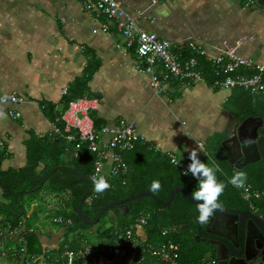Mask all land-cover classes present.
Wrapping results in <instances>:
<instances>
[{"label": "crops", "instance_id": "0c3cea01", "mask_svg": "<svg viewBox=\"0 0 264 264\" xmlns=\"http://www.w3.org/2000/svg\"><path fill=\"white\" fill-rule=\"evenodd\" d=\"M120 1L135 15L144 11V16L138 18L140 27L170 40L177 47L175 53L180 52L179 48L192 53L190 44L193 43L207 50L213 58L224 44L249 36L254 39L240 48V55L264 64V14L255 12L245 2ZM107 23L111 25L108 33H93L95 29L101 31L102 25ZM125 41L116 23L97 12L86 11L82 0H0V90L17 93L25 100L21 106L0 102L3 113L0 139L5 142L7 154L2 164L4 171L26 166L29 132L43 137L52 131L53 123L42 103L53 105L60 116L66 108V96L72 94L88 95L99 102L98 109L92 112L94 120L106 125L120 120L132 122L144 137L143 143H150V151L169 160L170 153L186 164L191 163L188 157L193 149L197 150L201 162L210 158L211 145L205 146L202 140L207 141L218 130L217 133L225 134L229 127L243 122L241 117L251 116L245 108V114L234 110V105L258 104L248 97L252 95L248 91L214 90L206 81L191 87L172 83L158 94L150 87L149 75L136 70L134 51L117 48L118 44L124 47ZM88 69L96 71L87 87L84 90L74 87ZM11 109L21 113V118H12ZM102 140L105 137L102 136ZM68 149L65 162L77 155L74 145L70 144ZM105 174L109 175L107 165ZM60 201L61 198L49 195L45 204L40 208L37 204L33 209H53L54 214ZM40 225L37 234L43 249L56 248L65 230L54 231L48 225ZM137 232V237L145 242V226ZM137 237L135 241L139 244ZM18 245L16 236L2 240L0 253L3 247L12 252ZM0 257L14 264L11 257H3L2 253ZM39 262L44 263L42 258Z\"/></svg>", "mask_w": 264, "mask_h": 264}, {"label": "trees", "instance_id": "16d2710c", "mask_svg": "<svg viewBox=\"0 0 264 264\" xmlns=\"http://www.w3.org/2000/svg\"><path fill=\"white\" fill-rule=\"evenodd\" d=\"M182 52V58L193 55L186 49ZM199 59L205 70L206 82L211 85L214 80L212 65L206 63L202 57ZM95 71L96 69H88L86 76L78 79L74 87H82L84 90ZM84 96L92 98L83 94L66 96V108L70 101ZM248 97L254 101L258 96L248 94ZM42 105L49 120L64 130V124L56 122L59 115L55 107L47 102ZM254 107L256 108L250 110L251 116H264V96ZM246 118L248 117L244 116L240 119L244 121ZM94 121L99 131L107 124L101 120ZM29 136L25 167L4 171L2 164L7 154L5 148L0 152V231L2 232L0 242L16 236V242L19 244L12 252L2 253L3 257H11L14 259L12 261L14 264H26L28 261L31 264H40L41 258L44 262L42 264H127V259L137 261L141 257H146L143 264H160L157 258L148 253V247L152 245L157 248L171 241L179 246V264H213L207 260L209 250L196 242L194 233L188 234L184 229L189 224L193 228L205 229L211 217L206 224L199 223L200 213L197 205L191 203L181 192L169 206L160 205L151 197L132 201V210L127 214L123 213L122 205L112 206L99 221L107 218L111 226L100 227L95 234L91 233L93 225H88L79 218L77 210L85 193L87 195L81 206V215L90 221H95L100 211L112 202L144 190L151 191L153 181H159L160 189L152 192L164 201L169 200L170 193L175 187L185 188L192 196L198 188V181L183 175L167 157L150 151V143H137L131 151L124 153L125 168L120 166L117 168L116 176L106 177L110 187L98 193L93 183L98 157L89 151L87 144L81 145L72 161L65 162L71 143H68L63 136L38 137L32 132H29ZM225 138V134L216 133L209 139L211 155L210 158L205 159L207 166L220 169L215 175L217 182L223 183L225 189L219 197V202L222 205L230 203L238 208L250 209V203L246 201L238 187L229 182L237 172L242 171L246 175L245 184H250L254 190L262 192L260 198L252 200V204L264 212V165L255 163L243 170L232 168L228 154L222 146ZM79 141L76 137V142H73L74 147ZM116 165H107L110 175ZM49 195H55L62 200L59 209L53 214L52 223L57 225L58 229L65 230L63 236L65 239L56 248L45 250L37 234L38 227L33 226L30 220L43 212L33 208L37 204L39 208L45 204L44 200ZM58 218L66 222L71 221V224H67L66 227L58 224L56 222ZM141 219L147 222L145 226L147 240L143 242L137 237L140 243L135 249L133 247V252H127L123 259H116L114 254L119 246L116 244L119 232L132 230L136 234L143 227L140 224ZM173 227H176L177 231L171 234ZM165 231L168 233L167 236L164 235ZM87 246H91L95 251L93 257L80 260L75 256L70 261L67 255L69 251L79 253Z\"/></svg>", "mask_w": 264, "mask_h": 264}, {"label": "built area", "instance_id": "2783aa9c", "mask_svg": "<svg viewBox=\"0 0 264 264\" xmlns=\"http://www.w3.org/2000/svg\"><path fill=\"white\" fill-rule=\"evenodd\" d=\"M166 1L180 0H151L152 4ZM82 4L86 11L97 12L116 23L117 31L126 40L124 47L118 44L117 48L134 51L137 56L136 70L141 74L149 75L150 87L158 94L165 92V88L172 83H178L182 87H191L198 82H205L206 74L200 57L206 63L211 62L214 75V80L210 85L212 89H242L252 95L264 94V64L244 58L239 52L240 48L249 44L254 37H241L232 44H224L218 48L217 54L213 58L210 57L207 50L192 43L190 49L193 55L189 58H182L183 49L179 48L180 52L175 53L174 48L177 47L170 40L161 38L156 33L144 31L140 27L138 18L144 16V11H138L135 15L126 9L120 0H82ZM110 30L111 25L107 23L102 25L101 31L95 29L93 33H108ZM64 94H67V90L64 91ZM5 96L8 97L7 101H3ZM0 102L21 106L25 100L17 93H4L0 90ZM98 107L99 102L88 97L70 101L66 110L60 114L56 121L64 124V130L54 123L53 129L49 133L51 137L63 136L68 143L75 142L78 136L80 143L77 144V149L82 144H87L89 150L98 156L94 174V178L97 179L103 177L105 163L117 164L112 170V176H116L117 168L126 166L124 152L131 150L136 142L145 140L137 131L135 124L126 120L111 123L100 131L97 130L92 112ZM9 115L14 119L21 118V113L13 109L9 110ZM102 136L105 137L103 141ZM4 148L5 143L0 140V152ZM168 156L184 174L190 163L179 162L170 153ZM185 176L191 180L195 179L191 173ZM238 189L250 203L251 210L257 211L258 208L252 204V200L260 198L261 193L254 190L250 184L245 183L244 187ZM140 224L146 225L147 222L142 220ZM176 231L177 228L173 227L171 234ZM0 235H2L1 231ZM148 253L157 258L160 264H179V246L171 241L157 248L150 245ZM73 256V253L69 254L70 259ZM145 258L141 257L137 261H130L127 264H143Z\"/></svg>", "mask_w": 264, "mask_h": 264}, {"label": "water", "instance_id": "95a60500", "mask_svg": "<svg viewBox=\"0 0 264 264\" xmlns=\"http://www.w3.org/2000/svg\"><path fill=\"white\" fill-rule=\"evenodd\" d=\"M238 1L245 2L247 6L252 8L255 12L264 14V0ZM245 141H251V144L249 146H245ZM223 147L228 153L229 163L232 168L243 170L251 164L259 163L264 157V118L261 116H250L243 122L238 123L233 129V137L223 141ZM180 192L183 193L191 203L195 205L202 203L193 200L190 193L183 187H175L171 191L168 201L158 198L152 191L144 190L125 199L110 203L100 211L95 221H90L81 215V206L87 195V193H85L80 201L77 214L84 223L93 225L97 224L105 212L112 206L122 205L124 209L123 213L127 214L132 210V201L144 197H151L160 205L169 206L175 196ZM248 218L250 221H256L261 229L264 230L263 222L258 217L253 216L252 212L228 209L224 207H222V210L215 211L207 224V232L222 236L231 242L234 247L239 246V237L242 241H244L242 249L238 252H233V254L240 255L245 251V257L237 260H231L229 264H248L249 261L255 258V254H257L254 249L256 241L254 242L253 228L245 225V220ZM259 237L264 244V237ZM197 241H200V239L198 238ZM219 252L222 253V249ZM262 260L264 262V256L262 257Z\"/></svg>", "mask_w": 264, "mask_h": 264}, {"label": "clouds", "instance_id": "9594fccd", "mask_svg": "<svg viewBox=\"0 0 264 264\" xmlns=\"http://www.w3.org/2000/svg\"><path fill=\"white\" fill-rule=\"evenodd\" d=\"M8 97L5 96L3 101H7ZM0 116L3 113L0 112ZM251 141H245V146H249ZM188 159L191 163L188 165L187 170L184 172L185 175L192 174L194 178L198 180V188L192 193V199L198 203V211L200 213L198 221L201 224H206L212 214L217 210H222V204L219 202V197L223 194L225 185L217 182L215 172L220 169L212 168L202 163L198 158V152L193 149L189 153ZM246 181V175L244 172H237L229 181L235 187H244ZM96 192H103L107 190L110 185L104 177L93 178ZM160 189L159 181H153L151 185V191L155 192Z\"/></svg>", "mask_w": 264, "mask_h": 264}, {"label": "flooded vegetation", "instance_id": "af4514ba", "mask_svg": "<svg viewBox=\"0 0 264 264\" xmlns=\"http://www.w3.org/2000/svg\"><path fill=\"white\" fill-rule=\"evenodd\" d=\"M264 118L263 115H258ZM233 128H230L225 132L226 138L225 139H230L233 137ZM264 165V157L261 159L259 162ZM236 169V168H234ZM238 170V169H237ZM222 207L228 208V209H234V210H242V211H250L253 213V216L258 217L264 224V212L260 211L259 209L257 211H252L250 209H244V208H238L237 206L233 204H223ZM246 223L245 225L253 228V237H254V242L256 241L255 244V251L257 254H255V258H253L251 261L248 262V264H264L262 257L264 256V244L261 241V237H264V230L261 229L259 224L256 221H250L248 218L245 220ZM251 224V225H250ZM207 226L205 229H201L200 227L193 228L191 224L185 226V230L188 234L194 233V238L196 242L201 243L205 248L209 250L208 254V261H211L214 264H229L231 260H237L240 258L245 257V251L242 252V254L237 255L233 254V252H238L242 249L244 246V241H242L239 237V246L234 247L231 242L226 240L220 235H217L215 233H209L206 230ZM200 239V241H197V239ZM257 238V239H256ZM263 244V245H262ZM222 249V253L219 251ZM258 251V252H257ZM263 254V255H262ZM215 259V260H214ZM214 260V261H213Z\"/></svg>", "mask_w": 264, "mask_h": 264}, {"label": "rangeland", "instance_id": "374dc122", "mask_svg": "<svg viewBox=\"0 0 264 264\" xmlns=\"http://www.w3.org/2000/svg\"><path fill=\"white\" fill-rule=\"evenodd\" d=\"M263 96L264 95H262V96H258L257 97V100H254L253 101V103L254 102H256V101H258L259 102V100H262L263 99ZM234 110H236V111H241L242 113H244L245 114V110L246 111H249L250 112V110H252V109H255L256 107H254L253 105H240V106H237V105H234ZM244 108H245V110H244ZM214 128L216 129L217 128V126H214ZM138 131V130H137ZM139 132V131H138ZM207 132L209 133V134H212V132L211 131H209V130H207ZM217 132H219V130L217 131ZM216 132V133H217ZM212 136V135H211ZM210 136V137H211ZM209 138V137H208ZM210 139V138H209ZM209 139H207V141H205V140H202V142L204 143V145L205 146H209L210 145V142H209ZM141 143V142H140ZM72 145H73V143H71ZM83 145V144H82ZM136 145V144H135ZM135 145H134V147H135ZM76 147V146H75ZM133 147V148H134ZM77 148V147H76ZM89 149V148H88ZM90 151V150H89ZM131 151V150H130ZM126 152H128V151H126ZM126 152H124V153H126ZM93 153V152H92ZM95 154V153H94ZM97 155V154H96ZM98 157V156H97ZM125 160V159H124ZM126 162V161H125ZM202 163H205V161H202ZM106 165H110V163H105V165H104V171H105V166ZM110 173V172H109ZM52 217H53V209H49V210H45V211H43L42 213H39V215H36V216H33L32 218H31V220H30V223L33 225V226H36V227H39V225H40V227H44V226H46V225H48L50 228H52L54 231H58L59 229H58V226L57 225H54L53 223H52ZM142 220V219H141ZM145 220V219H144ZM109 226H111V222L107 219V218H104L101 222H99V223H97V224H95V225H93L92 227H91V233L92 234H95L96 233V231L100 228V227H106V228H108ZM65 239V237H62V239H61V241L62 240H64ZM137 242L136 241H134V243H132V244H130L129 245V247H134V249L137 247ZM1 247H3V246H1ZM88 247H91V246H88ZM92 248V247H91ZM2 250H1V253H5V252H7V254L10 252V249L9 248H1ZM93 249V248H92ZM119 249V248H118ZM94 251V250H93ZM0 253V254H1ZM70 253H74V254H76L74 251H69L68 253H67V255H69ZM94 254H95V251H94ZM123 258H125V257H119L118 259H123ZM71 260V259H70ZM80 260H82V259H80ZM208 260V259H207ZM134 262V259H131V258H129V259H127V263L128 262ZM0 264H8V261H5V260H3L1 257H0ZM208 264H211V263H208ZM214 264V263H213Z\"/></svg>", "mask_w": 264, "mask_h": 264}, {"label": "bare ground", "instance_id": "6f19581e", "mask_svg": "<svg viewBox=\"0 0 264 264\" xmlns=\"http://www.w3.org/2000/svg\"><path fill=\"white\" fill-rule=\"evenodd\" d=\"M246 91V90H245ZM78 137V136H77ZM79 138V137H78ZM102 138V137H101ZM80 140V139H79ZM103 141V140H102ZM76 142V141H75ZM140 142H145V140H143V141H138V142H136L135 144H137V143H140ZM71 143H73V142H71ZM79 143H80V141H79ZM78 143V144H79ZM134 144V145H135ZM133 149V148H132ZM131 149V150H132ZM130 151V150H129ZM92 152V151H91ZM170 158V157H169ZM176 158V157H175ZM177 159V158H176ZM170 161H171V159H170ZM180 162V161H179ZM171 163L175 166V167H177L178 169H180L177 165H175L172 161H171ZM96 165V164H95ZM180 171L182 172V170L180 169ZM94 174H95V171H94ZM102 174H103V177L104 178H106V177H108V176H110V177H112V175H110V173H109V175H106L105 174V171H104V169H103V172H102ZM182 174H183V172H182ZM184 175V174H183ZM93 178H94V176H93ZM193 181H198L196 178L195 179H193ZM176 197V196H175ZM175 199V198H174ZM85 200V199H84ZM91 200V199H90ZM173 202V201H172ZM171 202V203H172ZM142 220H144V219H142ZM142 220H140V221H142ZM146 221V220H145ZM56 222L58 223V224H61V225H64L65 227L66 226H68L67 224H71V221H69V222H66L64 219H62V218H58L57 220H56ZM94 225V224H93ZM147 225V224H146ZM146 225H143V226H146ZM166 232V231H165ZM165 236H167L168 235V233L167 234H164ZM137 237V234H135V232L134 231H132V230H126V231H122V232H119V236L116 238V244L117 245H119L118 246V248L115 250V257H117L116 259H118L119 257H125V254L127 253V252H133V247H129V245L130 244H132V243H134V241H135V238ZM73 258L71 259V260H73L74 259V257L75 256H77V257H79V259H82V260H85V259H87V258H89V257H93L94 256V251H93V249L91 248V247H85L84 249H82L79 253H76V254H74L73 253ZM70 258V257H69ZM26 264H31L29 261L26 263Z\"/></svg>", "mask_w": 264, "mask_h": 264}]
</instances>
